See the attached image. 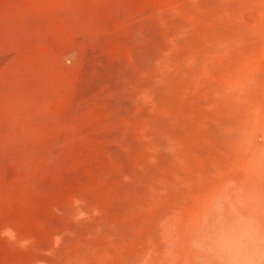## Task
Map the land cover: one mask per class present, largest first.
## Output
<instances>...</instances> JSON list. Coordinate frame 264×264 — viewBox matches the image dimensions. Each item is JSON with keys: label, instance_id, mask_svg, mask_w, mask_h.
<instances>
[{"label": "rangeland", "instance_id": "374dc122", "mask_svg": "<svg viewBox=\"0 0 264 264\" xmlns=\"http://www.w3.org/2000/svg\"><path fill=\"white\" fill-rule=\"evenodd\" d=\"M5 230L0 264H264V0H0Z\"/></svg>", "mask_w": 264, "mask_h": 264}, {"label": "clouds", "instance_id": "9594fccd", "mask_svg": "<svg viewBox=\"0 0 264 264\" xmlns=\"http://www.w3.org/2000/svg\"><path fill=\"white\" fill-rule=\"evenodd\" d=\"M0 237H6L9 240H11L14 239V234L12 233L11 230H5L4 232H0ZM208 242L210 243L211 241L209 240ZM204 243H205L204 241L196 240L193 241V246L199 249L202 247Z\"/></svg>", "mask_w": 264, "mask_h": 264}]
</instances>
